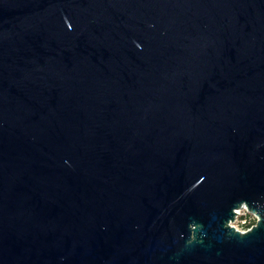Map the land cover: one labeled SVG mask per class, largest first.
I'll return each mask as SVG.
<instances>
[{"label":"water","instance_id":"1","mask_svg":"<svg viewBox=\"0 0 264 264\" xmlns=\"http://www.w3.org/2000/svg\"><path fill=\"white\" fill-rule=\"evenodd\" d=\"M0 264H264V0H0Z\"/></svg>","mask_w":264,"mask_h":264},{"label":"built area","instance_id":"2","mask_svg":"<svg viewBox=\"0 0 264 264\" xmlns=\"http://www.w3.org/2000/svg\"><path fill=\"white\" fill-rule=\"evenodd\" d=\"M236 219H239V221L243 227L240 230L246 231V230L250 229L256 223L257 217L244 207L242 209L237 210V215L233 221H236ZM233 221L231 222V225H232Z\"/></svg>","mask_w":264,"mask_h":264},{"label":"rangeland","instance_id":"3","mask_svg":"<svg viewBox=\"0 0 264 264\" xmlns=\"http://www.w3.org/2000/svg\"><path fill=\"white\" fill-rule=\"evenodd\" d=\"M232 225H234L239 230L243 228L239 219H236V221H233Z\"/></svg>","mask_w":264,"mask_h":264}]
</instances>
